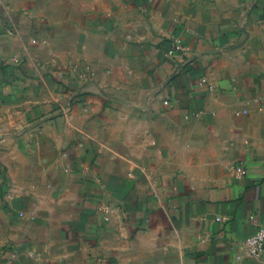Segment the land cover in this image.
Wrapping results in <instances>:
<instances>
[{
  "label": "crops",
  "instance_id": "crops-1",
  "mask_svg": "<svg viewBox=\"0 0 264 264\" xmlns=\"http://www.w3.org/2000/svg\"><path fill=\"white\" fill-rule=\"evenodd\" d=\"M260 226L264 0H0V264H264Z\"/></svg>",
  "mask_w": 264,
  "mask_h": 264
},
{
  "label": "built area",
  "instance_id": "built-area-1",
  "mask_svg": "<svg viewBox=\"0 0 264 264\" xmlns=\"http://www.w3.org/2000/svg\"><path fill=\"white\" fill-rule=\"evenodd\" d=\"M245 169L243 166H236L234 169V174L236 177L241 178L245 174ZM102 207V210H105ZM236 245L243 247L244 252L248 256H258L264 252V227H257V229L246 236L244 239L235 242Z\"/></svg>",
  "mask_w": 264,
  "mask_h": 264
}]
</instances>
